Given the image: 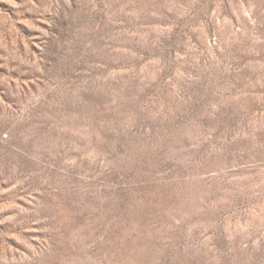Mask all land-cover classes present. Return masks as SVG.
Segmentation results:
<instances>
[{
  "label": "rangeland",
  "instance_id": "374dc122",
  "mask_svg": "<svg viewBox=\"0 0 264 264\" xmlns=\"http://www.w3.org/2000/svg\"><path fill=\"white\" fill-rule=\"evenodd\" d=\"M0 264H264V0H0Z\"/></svg>",
  "mask_w": 264,
  "mask_h": 264
}]
</instances>
